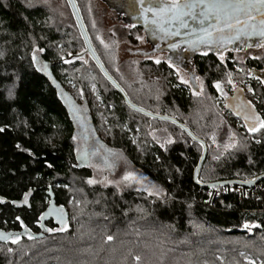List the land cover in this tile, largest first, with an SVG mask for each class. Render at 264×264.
I'll list each match as a JSON object with an SVG mask.
<instances>
[{"label":"trees","instance_id":"trees-1","mask_svg":"<svg viewBox=\"0 0 264 264\" xmlns=\"http://www.w3.org/2000/svg\"><path fill=\"white\" fill-rule=\"evenodd\" d=\"M135 34L144 31L131 26L138 43ZM94 44L133 102L177 118L208 143L200 182L264 174V128L250 132L228 117L246 122L238 111L246 104L244 112L251 108L264 121V82L253 81L255 93L247 94L235 75L238 65L263 68L264 47L199 53L197 89L167 59L142 55L126 66ZM84 49L73 15L62 17L53 3L0 0V230L19 235L0 241V264H264V194L197 185L201 144L174 123L130 108L88 55L67 59ZM217 84L233 89L223 103ZM70 104L91 134L163 194L94 182L95 168L79 161ZM224 130L236 137L233 148L217 140ZM53 204L64 222L49 215Z\"/></svg>","mask_w":264,"mask_h":264},{"label":"water","instance_id":"water-1","mask_svg":"<svg viewBox=\"0 0 264 264\" xmlns=\"http://www.w3.org/2000/svg\"><path fill=\"white\" fill-rule=\"evenodd\" d=\"M66 1L70 7L73 18L76 22V25L79 29V32L85 44V49L82 52L78 54H72L69 57H67V59L70 60L72 58H78L88 55L96 63V65L101 70L103 75L107 78V80L122 94L126 104L130 108L141 114L147 115L153 119L160 121H169L171 123H174L175 125L179 126L181 129H183L192 139L200 143L201 146L203 147V154L199 161L198 166L196 167L194 174L195 182L197 185L203 188L223 187L228 185H237V186H243L245 188H254L257 184H259L261 181L264 180V174H262L247 181L222 180L211 183L200 182L199 175L209 152L208 143L202 138L196 136V134L188 126H186L183 122H181L177 118L172 117L170 115L153 112L133 102L130 96L128 95V93L126 92L125 88L110 72V70L107 68L106 64L102 60L101 56L99 55L95 47V44L93 42V39L91 37L90 31L88 29L87 23L83 16L78 0H66ZM188 2L196 3V0H188ZM183 3L184 0L181 1V4ZM135 4L137 5L135 6ZM135 4L123 5V7L126 8V12H125L126 15H129L131 17L129 19H125V22L132 24V26L140 27L143 29L147 41L152 46V50L150 51L135 50L131 52L134 54L148 55L150 52L157 53L159 51L162 52L167 51L168 52L167 59L169 61L176 64V62L173 59L181 58L183 62L186 63V69L188 67L192 68L193 70L192 73H194L193 59L199 53H204L207 51L222 52L230 48L238 49V48H242L240 47V45L243 42H250V41L264 42V37L259 36L258 34H251V33H259L260 31H264V24L261 23V21H264V6L261 5H257L256 7H253L250 10H248V12H250V15L255 17V19H249V16L246 12L236 13L235 15H238L239 19L241 21H244L245 23L236 25L234 28L231 29L225 28L223 32H219L216 31L215 28L223 27V20L218 22L213 16L210 15L207 20H204L202 24L200 23V20L203 18L200 14L205 11L204 5H200L199 7H195L192 9H184V11H190L192 13V15H186L182 17L183 22L188 25V27L185 28V27H181L180 20L172 19V13H163L159 17L153 16L151 12L147 13L146 16L142 14V10L146 7H153L154 9L157 8V4L154 2V0H147V1L144 0L143 4L140 2V0H138V2ZM163 6L164 5H160V7ZM140 15L143 16L144 22L142 24L139 23L138 21H134ZM153 19H156L158 23L157 24L150 23V21ZM130 20H133L134 22ZM232 22L234 23L235 20L233 19ZM161 23H163L164 25V29H165L164 31L160 30ZM203 29H208L209 31H211L212 33L211 37L205 36ZM177 32L179 33L178 35L175 34ZM237 35H239V38L233 39ZM202 38L211 39L212 43L210 44L201 43L200 40ZM160 46H162V48H160ZM182 49H184L187 55L190 56L191 61L188 62L185 58L178 56L176 54L179 50ZM48 75L56 83V80L50 70H48ZM70 111L71 113L74 114V117L76 119L80 118L79 110L73 104H70ZM52 208L56 209L55 216L57 220L59 222H64L66 220V215L64 214V212L61 209L56 208L54 204ZM52 208L50 209V211L52 210ZM18 236L19 235L13 236L10 233L0 230V237H5V238H0V241H9L13 237H18Z\"/></svg>","mask_w":264,"mask_h":264},{"label":"rangeland","instance_id":"rangeland-1","mask_svg":"<svg viewBox=\"0 0 264 264\" xmlns=\"http://www.w3.org/2000/svg\"><path fill=\"white\" fill-rule=\"evenodd\" d=\"M45 2L53 3L56 7V10L62 17L71 19L72 15L70 13V7L66 0H43ZM81 3H84L82 7V13L87 22V26L90 29L91 37L96 42V44L103 47L104 56L107 59L118 60L120 64H127L129 61H137L143 57L141 54H134L131 51L135 50H152L151 44L147 41L145 33L143 36H140L139 42L135 43L130 38V31L132 24L126 23L123 20H119L114 8L113 0H83ZM96 37V38H95ZM93 41V42H94ZM257 42V43H256ZM264 44L260 41H250L243 42L240 47H259V45ZM96 47V46H95ZM113 50L109 51V50ZM147 58H152L155 61L166 60L168 54L162 51L157 53H149L146 55ZM168 60V59H167ZM177 66V70L180 74V78L184 83H188L191 86L199 89H203V81L201 78H195V73H192V68L186 69V63L183 62L181 58L173 59ZM255 66H250L245 68L242 65L237 66L236 81L239 85L245 88L247 94L255 93V89L252 87L253 81H259L260 79L264 82V67L263 68H254ZM192 73V74H191ZM241 74L243 76H241ZM221 96L217 98V103H223V97L225 95L231 94L233 92L232 86L230 84H225L224 88L221 86ZM223 96V97H222ZM237 103V101H235ZM244 103V102H243ZM245 105L239 106V113L242 114L245 119L256 118V112L251 108H248V112L245 111ZM228 117L236 125V127H244L251 124V120H246L242 122L239 118L234 119L233 116L228 114ZM259 119H261L259 117ZM234 120V121H233ZM251 128V127H250ZM81 130L78 131V136L76 138V147L79 155V161L81 164H90L95 168V177L94 182L97 183H112L117 185L119 188H125L129 185L144 189L154 194H163V189L155 184L149 177L144 173L135 171L131 169L125 162L124 158L119 154H116L114 151L101 148L97 154L91 155L87 153H82L84 150V140L81 137ZM217 140L223 145L224 148H233L236 145V137L231 136L225 130L218 133ZM132 173L137 177L136 181H126L124 176Z\"/></svg>","mask_w":264,"mask_h":264},{"label":"snow or ice","instance_id":"snow-or-ice-1","mask_svg":"<svg viewBox=\"0 0 264 264\" xmlns=\"http://www.w3.org/2000/svg\"><path fill=\"white\" fill-rule=\"evenodd\" d=\"M140 2L143 4L144 0H140ZM154 2L157 4V8L153 7H146L142 10V14L146 16L147 13L151 12L153 16H161L163 13H172V19H178L181 21V27L187 28L188 25L183 22L182 17L186 15H192L190 11H184V9H192L195 7H199L200 5H204L205 11L202 12L200 15L203 17L200 20V23L202 24L204 20H207L209 16H213L216 21L223 20V27H216L215 30L219 32H223L225 28L231 29L234 28L236 25L245 23L244 21H241L239 19L238 15H235L236 13L240 12H246L249 16V19H255V17L250 15V10L253 7H256L257 5L264 6V0H196V3H189L188 0H184V3L181 4V0H154ZM160 5H164L163 7H160ZM233 19L235 22L233 23ZM152 24H157L158 21L156 19H153L150 21ZM262 24H264V21H261ZM160 30L164 31V25L163 23L160 24ZM203 32L205 36L211 37L212 33L208 29H203ZM178 35L179 33H175ZM251 34H258L259 36L264 37V31H260L259 33H251ZM239 35L234 37L233 39H238ZM201 43H212L211 39H201ZM261 47H264V44L259 45ZM42 51V50H41ZM35 59V57H34ZM159 63V61H156ZM44 68L46 69L47 66L45 65ZM217 89H220V84L216 85ZM258 120L259 117H256ZM260 128H264V121H260L259 127H252L249 128L250 132H256L259 131ZM3 129H0L2 131ZM171 143V141H169ZM126 181H136L137 177L129 173L123 178ZM89 183H93V181H89ZM24 203L27 204V195L25 196ZM44 217H41L43 219ZM245 228H251V227H259V225H244ZM60 231H66V228L59 229ZM51 231V230H49ZM5 238V237H0ZM109 240L112 239L111 236L108 237ZM16 242L15 240L13 241ZM136 260H139L140 257H135Z\"/></svg>","mask_w":264,"mask_h":264},{"label":"flooded vegetation","instance_id":"flooded-vegetation-1","mask_svg":"<svg viewBox=\"0 0 264 264\" xmlns=\"http://www.w3.org/2000/svg\"><path fill=\"white\" fill-rule=\"evenodd\" d=\"M147 1V0H146ZM182 1V0H181ZM138 0H113V8L114 11L118 17L119 20H123L125 21V19H129L131 18L129 15H126V8L123 7V5L125 4H135L137 3ZM170 2V0H169ZM137 4H135L136 6ZM132 22L134 21H138L139 23H143V16H139L136 20H130ZM160 48H162V46H160ZM165 53L168 54L167 51H164ZM178 56H181L183 58H185L188 62L191 61L190 56L187 55L186 51L184 49L179 50L176 53ZM235 101V100H234ZM79 110V109H78ZM79 119H76V122L78 124L79 129L81 130V137L84 140V150L82 151V153H87V154H97V152H99L101 150V148H106L102 142H100V140L94 136L93 134L90 133L89 128H88V124L85 121L84 117L80 115V111H79ZM108 149V148H107ZM56 209L52 208L51 213L49 214L50 216H55V211Z\"/></svg>","mask_w":264,"mask_h":264},{"label":"built area","instance_id":"built-area-1","mask_svg":"<svg viewBox=\"0 0 264 264\" xmlns=\"http://www.w3.org/2000/svg\"><path fill=\"white\" fill-rule=\"evenodd\" d=\"M234 192H238L239 194H250L252 198H255L257 196H260L261 194H264V182L261 184H258L256 188L250 190L248 188H245L243 186H234L232 188ZM247 190V191H246ZM249 190V191H248Z\"/></svg>","mask_w":264,"mask_h":264},{"label":"crops","instance_id":"crops-1","mask_svg":"<svg viewBox=\"0 0 264 264\" xmlns=\"http://www.w3.org/2000/svg\"><path fill=\"white\" fill-rule=\"evenodd\" d=\"M246 120H249V121L251 120L252 123L249 124V125H252L251 128L259 126L260 119L257 120L256 118L255 119L254 118H252V119L247 118Z\"/></svg>","mask_w":264,"mask_h":264}]
</instances>
